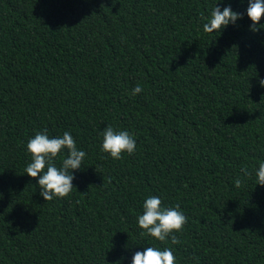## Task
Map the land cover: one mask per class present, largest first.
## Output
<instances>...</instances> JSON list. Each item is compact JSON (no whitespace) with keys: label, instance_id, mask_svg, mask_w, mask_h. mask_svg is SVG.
<instances>
[{"label":"trees","instance_id":"obj_1","mask_svg":"<svg viewBox=\"0 0 264 264\" xmlns=\"http://www.w3.org/2000/svg\"><path fill=\"white\" fill-rule=\"evenodd\" d=\"M0 264H264V0H0Z\"/></svg>","mask_w":264,"mask_h":264}]
</instances>
